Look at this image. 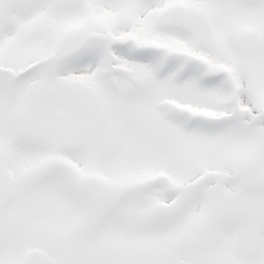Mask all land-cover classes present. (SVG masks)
<instances>
[{
  "label": "snow or ice",
  "instance_id": "6c2138e0",
  "mask_svg": "<svg viewBox=\"0 0 264 264\" xmlns=\"http://www.w3.org/2000/svg\"><path fill=\"white\" fill-rule=\"evenodd\" d=\"M0 264H264V0H0Z\"/></svg>",
  "mask_w": 264,
  "mask_h": 264
}]
</instances>
